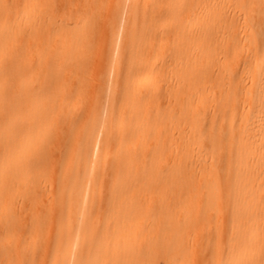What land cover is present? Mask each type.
<instances>
[{
    "label": "bare ground",
    "instance_id": "bare-ground-1",
    "mask_svg": "<svg viewBox=\"0 0 264 264\" xmlns=\"http://www.w3.org/2000/svg\"><path fill=\"white\" fill-rule=\"evenodd\" d=\"M121 3L0 0V264L44 260L48 245L32 242L52 224L39 219L59 218L39 175L60 136L43 127L58 118L53 106L68 120L63 94L78 97L71 80L92 63L82 155L59 181L66 217L50 264H264V0H128L118 19ZM114 35V137L99 155L100 76ZM94 132L88 168L128 157L110 182L95 176L94 218L82 227Z\"/></svg>",
    "mask_w": 264,
    "mask_h": 264
},
{
    "label": "rangeland",
    "instance_id": "rangeland-1",
    "mask_svg": "<svg viewBox=\"0 0 264 264\" xmlns=\"http://www.w3.org/2000/svg\"><path fill=\"white\" fill-rule=\"evenodd\" d=\"M72 4L76 3V0H71ZM128 0H122L120 11H118V19H122L124 17V13L128 12ZM97 13L98 19L104 14V12L98 10ZM101 12V13H100ZM101 14V16H100ZM119 23V20H118ZM124 28L120 24L119 31H123ZM115 35L113 36L112 42L110 44V49L107 51V60L104 65L102 74H101V81H102V93L100 96V107L104 106L103 110H100L99 115L97 117V126L103 124V128L101 129L102 134L100 136V146L97 151L99 155H101V152L104 150V148L108 145L109 141L114 137V134L109 133L106 131V126L108 122V112L110 110V106H113L115 104L114 100V94H113V78L114 74L111 75L110 78H108V72L112 67H115L118 64L119 61V52L121 50V42L118 40H115ZM124 39V31L122 38ZM101 35L100 33L96 34L94 37V46L92 47L95 56L98 54V48L99 45L101 46ZM95 59H93L94 62ZM97 71L95 67L93 66V63L89 67V70L87 72H84L83 74L80 73L75 78H72V83L74 82L77 84V87L79 86L80 89L78 91V97L70 98L68 99V90H66L63 94V98L66 102L70 103V109L68 111V120H64V117L62 116V110L59 109L57 106H53V109L55 113L58 115L57 120H55L54 123H50L45 125L43 128H46V133L44 137H53L55 138L56 135L60 136V140L56 142V148L54 151H51V157L50 162L48 165H46V170H42L39 175V185L48 184L49 182L52 184V187L49 189L50 195H52L51 198H49L48 205H52L55 209L54 215H58L59 222H56L55 219L52 218H40L38 225L40 226L42 223H46V226L48 224H52L50 226V231L44 233L41 232V229H39L38 232L35 233V239L33 240V246L35 248L44 247L45 244L48 245L45 255L43 256L44 260L41 264H50L51 261H54L53 258V241L56 238V233L63 227L64 220L66 217V206H67V200H66V194L67 189L63 188L65 186L60 185V180L65 173L64 170L66 168V164L75 165L76 162L80 159L82 155V149L81 142H82V134L86 126V122L89 116V110L88 105L90 104L92 100V93L94 89V84L97 79ZM116 106H114L113 109H115ZM95 132L93 133L90 141H89V147L86 151V166L87 170L84 172V178H86V188L84 193V200L82 203V208L76 209L78 211V214L76 215V224L84 226L85 219L87 216L94 218V209L93 207L96 206L94 203H90V195L93 190L97 188V182L98 180L95 178V176L98 174H103L106 178L107 182H110L108 180L113 174H114V167L118 164H120L122 161H127V155L126 151H124L123 159H109L105 162H98L93 163L88 168V164L90 162V158L92 155V146L95 140ZM70 156V158L68 157ZM69 159V160H68ZM68 168V167H67ZM62 186V187H59ZM49 186H47L48 188ZM45 188V187H44ZM100 195L102 200V203L104 207H106V199L108 195L107 187L104 186L100 189ZM105 200V201H104ZM80 210V212H79ZM1 232V231H0ZM29 240V238L27 239ZM31 243V244H32ZM31 254L28 255L30 258ZM37 258H35L36 262ZM75 261V250L72 251L70 262Z\"/></svg>",
    "mask_w": 264,
    "mask_h": 264
}]
</instances>
